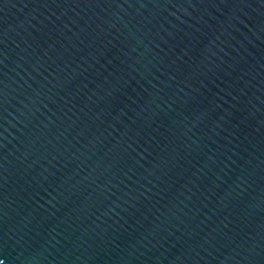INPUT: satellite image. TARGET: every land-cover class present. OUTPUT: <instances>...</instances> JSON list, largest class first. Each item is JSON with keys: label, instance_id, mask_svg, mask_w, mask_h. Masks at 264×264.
Returning <instances> with one entry per match:
<instances>
[{"label": "water", "instance_id": "1", "mask_svg": "<svg viewBox=\"0 0 264 264\" xmlns=\"http://www.w3.org/2000/svg\"><path fill=\"white\" fill-rule=\"evenodd\" d=\"M0 264H264V0H0Z\"/></svg>", "mask_w": 264, "mask_h": 264}]
</instances>
